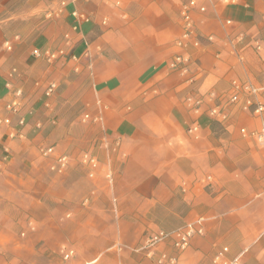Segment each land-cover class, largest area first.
I'll use <instances>...</instances> for the list:
<instances>
[{"label": "crops", "instance_id": "1", "mask_svg": "<svg viewBox=\"0 0 264 264\" xmlns=\"http://www.w3.org/2000/svg\"><path fill=\"white\" fill-rule=\"evenodd\" d=\"M199 1L207 11L194 15L197 31L215 40L194 54L203 75L183 79L166 65L181 34L178 0H0V103L16 101L22 107L10 118V137L65 140L64 150L48 157L40 152L46 145L37 147L38 156L49 160L48 170L28 162L19 168L26 153L17 151L6 165L17 171L0 194L11 212L13 245L19 240L17 221L24 226L25 213L37 221L36 231L19 240L27 264L49 259L50 249L66 234L76 246V258L62 261L60 256L64 264H150L134 251L145 227L172 228L199 214L207 217L205 236L190 243L182 264H211L223 245L232 257L255 244L264 225V155L234 141L240 125L251 129L257 121L230 107L232 142L223 147L214 138L212 122L206 116L196 119L184 101L190 93L205 100L218 96L234 78L264 85V51L255 50L264 44V0L236 6ZM47 10L51 21L43 19ZM73 11L85 13L89 21L74 18ZM227 18L231 28L223 24ZM245 27L250 34L239 43L236 34ZM82 112L99 116L101 124L76 127L83 133L71 136ZM194 120L198 132L190 134ZM101 125L122 136L117 155L93 147ZM71 142L86 149L76 156L81 170L70 164ZM94 154L103 160L110 156L120 173L113 192L96 191L88 180L84 156ZM59 157H66L67 165L57 172L51 167ZM208 173L214 181L206 188ZM85 200L92 205H76L75 218L67 223L70 234L64 232L57 218ZM96 229L102 230L101 238L94 237L100 235ZM4 248L0 241V251ZM1 259L18 262L8 255Z\"/></svg>", "mask_w": 264, "mask_h": 264}, {"label": "rangeland", "instance_id": "2", "mask_svg": "<svg viewBox=\"0 0 264 264\" xmlns=\"http://www.w3.org/2000/svg\"><path fill=\"white\" fill-rule=\"evenodd\" d=\"M187 1L188 0H178V4L180 7V28H181L182 6L185 3H187ZM215 1L223 4L224 6H230V5L236 6L239 1H241L240 4L246 3V0H234L235 1L234 3H231L232 0H227L228 3L225 2L226 0H215ZM196 2L198 4H200L199 0H196ZM200 5H204V4H200ZM245 7H247V6H245ZM205 8H206V6H205ZM206 11H207V8H206ZM73 12H75L77 14H82L87 19V21H89V17L85 13H78L76 11H73ZM195 14H200V13L194 12L192 14V19H193V23L195 26L196 35L202 39V42L200 43V45L198 47H193L191 44H188L187 51L189 52L190 55H193V58H196L198 60V65H200L199 58L194 56V54H196L200 49L203 48L204 42L212 43V42H214L215 38H214L213 34L205 36V35H201L198 33L196 25H195V21H194V15ZM202 14H204V13H202ZM52 18H53V15L51 14L50 10H47L44 12V18H43L44 20L51 21ZM57 18H58V16H57ZM80 21L81 22H87V21H83V20H80ZM227 22H230V23H227ZM232 23H233V21L231 19L227 18V19L223 20V24L227 28H231L233 26ZM250 29L251 28L245 27V28L238 30L236 37H238L240 39L239 43H241L246 37H248V34H250L249 33ZM232 34L228 35V36H232ZM208 36L212 37V41H207L204 39ZM258 36L260 37L259 34H258ZM178 38L179 37H177L175 39V41L172 45L173 49H174V53H172L173 55L171 56V58L166 63L167 70H168V64L171 61V59L173 58V56L179 52H182V50L179 47H177V45H176V42H177L176 40ZM227 38H230V37H227ZM231 41H232V39L227 41L230 48L232 47ZM257 45L260 46L259 49L257 48ZM257 45L255 46V50L258 52H263L264 51V44L259 42V44H257ZM243 52H244V50H242V53ZM203 71L204 70L202 69L201 70L202 75H203ZM168 72H170L172 74H177L178 76L182 77L183 79L188 78L186 76L183 77L176 72H171L169 70H168ZM197 73H198L197 69H193L192 72L190 73V78L196 76ZM234 83H236V84L239 83L242 85L252 84L250 81H247V80L241 81V80L234 78V79L230 80L228 91L220 93V94H218V96L214 93V96L211 95V97H207L206 100H205V97L203 95H200V97H201L200 105H194L193 103H190L187 101V99L189 97L190 98H197L196 95L191 94V93H190V95L186 96L184 102L187 106L188 111L191 112L196 119L199 117H202V116H206V118L212 122V129H213V131H216L214 138H216V141L218 142V144H221L220 146L228 147V148L230 147V143L232 141L230 138H228L229 135L227 133L228 132L227 129L231 127V131L233 130L232 124L228 122V119H229L228 111H229L230 107L235 106V107L240 108V110H242L247 116H249L251 119L257 121V125L251 129H247L246 125H240L237 128L238 137L234 142L235 143L238 142L237 145H239V146L245 145V143H247V145H249V147H251V146L255 147L257 150H260L264 155V149L259 144V142L251 135L252 132H256L260 128V126L264 123V112L260 113V114L255 113V105L260 104L264 108V90H261V88H264V85L257 86V85L252 84L253 87H255L257 90H259L256 92L241 91L240 95H239V97H240L239 102L235 104V103H230L228 101L230 94L234 90ZM8 90H7V93H9ZM248 98L251 99V101H252V106H250V107L245 104V101ZM7 104H9V103L8 102H6L5 104L0 103V120H2V121L4 119H6L7 117L8 118L13 117V115L9 114L8 111L6 110ZM216 107L219 108L218 109V111H220L219 116H217L215 114L214 115L211 114L212 109H215ZM20 109L22 111V107H20ZM195 109L197 110V112H195ZM21 111H20V113H21ZM85 116H88V118H86ZM93 117L94 116H90L86 112H82L81 117L78 119H75L74 124L76 126L74 127L75 129L73 130L74 134L70 133V135L72 136V135L83 133V130H81L79 128L77 129L76 127H81V126L86 127L87 125H90L91 123H92V125L97 124L98 122L100 123V121H99L100 117L99 116L94 117V118L98 117V119L96 121H94ZM82 120H84V122ZM10 124H12V122H10L8 125H5L4 123H0V194L7 192L8 186H9V183H7V180L13 179V176H14L13 173H15V172L17 173V171L15 169H14V171H13V169L11 171V167L6 166L9 163V161H11L10 158L12 159V155L14 154V151H17L20 154L26 153V156L24 158L20 159L21 163H20L19 168L20 167L22 168V165L27 164L26 162H28V163H34L39 168L41 167L43 169L48 170L47 167L49 164V160L41 159L38 156L37 147L46 145V148H49L48 145L53 144V147L55 148L52 150L53 155H54V153H56L58 151L62 152L64 150V149H62V147H63L65 140L58 139L55 142L54 141L51 142L50 140H48V138L46 136L42 137L39 140H35V141H33L31 139L26 140V137L24 139L11 138L10 137V134H11L10 127L11 126H9ZM7 126H9V127H7ZM193 128H195V131L192 130ZM198 128H199V123L197 122V120H194L192 122L191 126L187 130H188V132H189V130H192L191 132H189L190 134H196L198 132ZM241 130H244L245 133H242ZM121 137L122 136L118 133L117 130L112 131L111 129H108L104 125L101 128V133L95 139L93 147L97 148L100 152H104V153L107 152L110 155H111V153H114L117 155L118 152L122 151L123 141H122ZM241 139H242V142H240ZM219 140H222V141H219ZM220 142H222V143H220ZM13 144H15V145H13ZM69 144L72 147V150L68 154H69V156L72 157L71 160H73V161H70V164H74L73 168L75 167L76 169L81 170V167L79 166L80 162L76 161L77 160L76 156H78V154L80 152H86V149H82L81 147H76V145H72V142ZM90 144H92V143L90 142L89 145ZM55 146H58V148ZM5 149H7V151H8L7 153H5ZM5 156H8L6 161L3 160V158H2ZM37 157H39V158H37ZM90 157L94 158L95 161H97V167L93 171L90 170L91 173L93 172V175L89 176V179L88 178L87 179L94 184V189L96 191L98 190V191L102 192V188H105L106 191H108L109 193L113 192L114 186H115V177H116V175H118L120 173L117 172V170L115 168H113V165H110L111 164V160H110L111 157L110 156H109V158L107 157L110 162L108 161L107 158H106V160H107L106 161V160H103V159L97 157V155H95V154H94V157L93 156H90ZM121 157H123V154H121ZM213 181H214L213 175L209 174V173H208V175H206L203 178V182L206 183V186H205L206 188H209L212 185ZM116 203H117V201H114V204H116ZM76 205H78L81 208H87V207H90L92 205V202L85 200L84 203L82 201L79 204H75L74 209L68 210L67 212L64 213L65 214L64 218H63L64 214L61 216V218H59V219L57 218L56 222H59V224H61L65 228L64 232L69 233V234H70L71 229L67 226V223L71 222V220L75 218L73 216V214H74L75 210L77 209ZM261 210H263L262 214H263V220H264V205H263V209H261ZM0 216H2L0 218V230H1L0 241L3 242L4 244H6V248H4L3 250L0 251V255H4V256L8 255L10 257L17 258L18 259L17 264H27V261H25V258L23 255V249L19 250V249H21V248H19V245H21L19 243V240L26 238V236L28 234L36 231V227H35L36 226L35 224L37 222L36 219L34 217H31L28 213H25V218H24V224L25 225L23 226L20 223H18V221H17V224L20 226V229H19L18 234H17V238H19V240L16 242V245L15 244L13 245V243H12L13 240H11V237L14 235V231L12 229L11 212H10L9 206L5 203H2V202H0ZM200 217L203 218V223L206 224L207 217L203 214L202 215L199 214V215H196L192 220L184 221L181 224H179L175 227H172V228H165V227H162L160 225H157L156 223H155L156 224L155 226L154 225H150V226L147 225L145 227V229L142 231V235L139 237L137 245L134 248V250L142 243V241L145 237H147L151 234H154L158 231L169 232V231L175 230L179 227L184 226L185 224L193 223L196 219H198ZM100 225H102V224H100ZM98 230L99 229H96V231H98ZM99 233H100V235L96 234L95 236L94 235L93 236L95 238H99V237L101 238L102 237V235H101L102 230H99ZM205 233H206V231L204 230V234L202 236H196V237L192 238L190 243L195 238L204 237ZM78 236L80 238L82 237V235H80V234H78ZM10 241H11V243H9ZM41 243H43V242L41 241ZM254 243L255 244L253 245L252 248L242 249L232 257L229 256L230 249L228 246L223 245L221 248L227 247L228 259H233V258L240 256V260H241L242 264H264V225H263V230L261 231L260 235L257 237V239ZM65 245H70V246L72 245L73 249H70ZM190 246H191V244H190ZM75 247L76 246L74 245L72 237H70V235L66 234L62 237L61 241L56 243L54 245V247L52 249H50V251L48 253L49 259L44 260V262H41L38 264H64V263H62V261H68L71 258H69L68 260H64L63 254L61 253L62 249L72 250L73 251L72 258H76ZM187 249L182 251L181 254L179 255V264H182V258H183L182 256L187 251ZM161 252L173 253V248L171 247V244L169 242L157 244L156 247L154 248V255L152 257H146L145 255L142 254V252H139V253L136 252V253H138L141 256V258H143V259L145 258L148 261H150L149 262L150 264H156L155 259L158 256V254H160ZM216 252H215V254H216ZM60 256L62 257V261H61ZM212 260H213V258H212ZM0 264H6V260L1 259ZM77 264H83V263L80 262ZM211 264H212V261H211Z\"/></svg>", "mask_w": 264, "mask_h": 264}, {"label": "built area", "instance_id": "3", "mask_svg": "<svg viewBox=\"0 0 264 264\" xmlns=\"http://www.w3.org/2000/svg\"><path fill=\"white\" fill-rule=\"evenodd\" d=\"M228 3V1H225ZM235 1L232 0L231 3H234ZM194 12L197 13H205L206 8L204 5H200L196 2V0H188L187 3H185L182 6L181 10V35L176 40V45L179 47L182 52H179L173 56L171 61L168 64V70L171 72H176L179 75L183 77H188L187 79H193L196 76L201 74V67L198 65V60L196 58H193V55H190L187 51L188 44H191L193 47H198L200 43L202 42V39L196 35L195 32V26L192 19V14ZM72 16L75 18H78L83 21H87V19L83 15H79L75 12L72 13ZM230 23V22H227ZM207 41H212V37L208 36L204 38ZM259 45H257V48L259 49ZM35 55H38L37 51L33 52ZM62 52H60L61 54ZM193 69H197L198 73L196 76L190 78V73ZM54 88V85L51 84L49 86L48 91H51ZM261 90H264V88H261ZM241 91L246 92H256L259 91L255 87H253L252 84H239L234 83V90L230 94L228 101L230 103H238L239 102V95ZM194 99V100H193ZM196 99V100H195ZM188 102L193 103L194 105H200L201 103V97L197 98H188ZM245 104L249 107L252 106L251 99H246ZM219 108L212 109L211 114H215L217 116L220 115V111H218ZM7 110L11 112H19L20 108L16 101H12L10 104L7 105ZM195 112L197 110L195 109ZM264 108L262 105L257 104L255 105V113H263ZM88 118V116H85ZM98 119L94 118V121ZM3 123L5 125H8L10 121L8 119H4ZM19 123H23V118L19 120ZM192 130L195 131V128ZM192 130H189L191 132ZM242 133H245L244 130H241ZM251 135L259 142V144L264 149V123L260 126V128L256 132H252ZM13 136V135H12ZM52 148H46L41 149V155L44 157H48L52 154ZM84 162L88 164L89 170L92 171L96 169L97 167V161H95L94 158L85 155L84 156ZM67 165L66 157H59L55 160V163L51 167L52 170L60 172L63 170ZM93 172H89V176H92ZM203 218L196 219L193 223L185 224L182 227H179L175 230L165 232V231H158L154 234H151L147 237H145L142 241V243L134 250L135 252H142L143 255L146 257H152L154 255V248L159 243H165L169 242L173 248V253H167V252H161L158 254V256L155 259L156 264H179V255L182 251L186 250L190 243V238L198 234L197 236H202L204 233H202V230L200 227H202ZM61 253L63 254V259L68 260L73 256L72 250H66L62 249ZM228 249L227 247H223L220 250L216 252V254L213 257L212 264H242L240 260V256L228 259L227 257Z\"/></svg>", "mask_w": 264, "mask_h": 264}, {"label": "bare ground", "instance_id": "4", "mask_svg": "<svg viewBox=\"0 0 264 264\" xmlns=\"http://www.w3.org/2000/svg\"><path fill=\"white\" fill-rule=\"evenodd\" d=\"M61 54H63V52L61 53ZM19 95H21V93L19 92V91H16V93H15V96H19ZM12 101H10L9 102V104L11 103ZM8 105V104H7ZM6 110H7V106H6ZM8 111V110H7ZM8 113L9 114H11V115H18L19 114V112H11V111H8ZM23 117H20V120L22 119ZM94 118V117H93ZM6 119H8L9 121H10V118H6ZM0 123H3V121L2 120H0ZM91 170V169H90ZM203 224V223H202ZM200 229L202 230V233H204V228H203V225H202V227H200ZM198 234H195V235H193L191 238H190V241H191V239L192 238H194V237H196ZM189 245H190V243H189ZM172 247V246H171ZM189 247V246H188Z\"/></svg>", "mask_w": 264, "mask_h": 264}]
</instances>
